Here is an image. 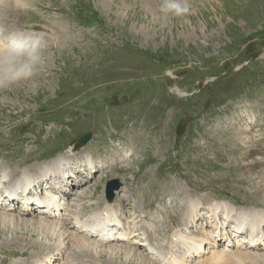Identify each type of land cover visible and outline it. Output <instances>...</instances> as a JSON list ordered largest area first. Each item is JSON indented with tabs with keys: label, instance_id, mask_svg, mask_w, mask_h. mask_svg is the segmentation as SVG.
Wrapping results in <instances>:
<instances>
[{
	"label": "rangeland",
	"instance_id": "374dc122",
	"mask_svg": "<svg viewBox=\"0 0 264 264\" xmlns=\"http://www.w3.org/2000/svg\"><path fill=\"white\" fill-rule=\"evenodd\" d=\"M162 3L0 0V26L42 34L47 44L33 77L0 90V182L6 187L10 179L26 182L39 165L55 180L45 177L24 195L13 186L18 203L5 213L22 211L27 194L36 207L43 195H53L51 184H60L61 220L71 230L78 211L95 217L103 208L100 199L114 207L124 201L122 219L151 231L162 249L178 245L160 229L167 210L180 211L189 199L203 200L201 207L225 202L251 211L249 217L264 214V0H188L190 11L180 16L161 12ZM86 132L92 137L81 146L78 138ZM155 191L175 197L165 196V205L150 202ZM39 209H31L25 221L45 216ZM150 212L154 216L146 217ZM205 217L209 229L210 223H220L222 237H214L228 238L225 248L249 249L243 248L242 236L231 233L239 227L233 216L215 211ZM44 229L38 223L0 227V264H34L42 258L51 264L47 258L57 248L52 246V253L45 248L54 239ZM67 236L62 241L74 255ZM134 238L92 243L98 251L78 255L71 264L82 257L102 264H161L143 235ZM260 238L264 244V235ZM235 241L239 244L231 247ZM41 245L44 250L37 252ZM254 251L231 254L223 264H264V250ZM195 256L183 258L184 264H194L189 259ZM58 257L52 258L55 264H68L66 254Z\"/></svg>",
	"mask_w": 264,
	"mask_h": 264
},
{
	"label": "bare ground",
	"instance_id": "6f19581e",
	"mask_svg": "<svg viewBox=\"0 0 264 264\" xmlns=\"http://www.w3.org/2000/svg\"><path fill=\"white\" fill-rule=\"evenodd\" d=\"M49 163L50 162H48V164ZM57 163L59 162L58 161L55 163L53 162V165ZM39 170L42 172H38ZM55 170H52V174L57 175ZM26 172L29 173V171H26ZM33 173L34 174L30 175L31 177L28 178V181L26 182H23V178H19L17 183L16 181L13 182L14 180L10 179V181H8V184L10 183L11 187H6L8 186L7 184H3L2 181L0 182V187L4 188L3 192L0 191L1 192L0 202L3 199L6 200L5 202L0 203V209L1 210L4 209V212L0 213V227H3L4 229L7 227L16 228L17 226H19V227H24L26 229L27 227H30V226H32L33 228V226H35V223H38L39 228H42V229L45 228L44 230H46L47 237H49V240L54 239L53 244L48 243V246L45 248H47L48 252L51 250L52 246L57 248L56 254L47 258L49 262H51V264H55L54 263L55 260L52 258L57 257V260L59 261L60 259L58 258H61V257H58V256H61V255L63 256L64 254L68 256V258L66 259L67 260L66 263L68 264H71V261L73 260H76V263H77L78 255L91 256L92 250L94 249L98 251V248L90 247V245L92 243L100 245L99 243L102 242V240L100 239L101 240L100 241L98 238V236H100L99 233H102V236L104 238L103 241H107V240H109L108 242L117 241L118 243L126 242L127 239L128 240L131 239L134 242L136 240L134 238L136 235H143L146 241L145 244L148 246L149 249H152V252L154 253V255H156V260H158L159 263L161 264H184L185 259L183 258H189L190 256H193V255L195 256V254H196L195 258L189 259V260H194V264H223L225 260L228 259L231 254L236 255L237 257V255L243 254L245 253V251H248V250H252V251L264 250V244H257L258 243L257 241L260 242L261 240L260 236L262 237L264 235V226H263L264 214L258 213L257 211V215H253L252 217H249V213L251 211L247 209H243V208H238V209L235 207L233 208L225 202H218L217 204H212L209 201V202H206L205 206L201 207L203 200L195 201V200L189 199L187 200V203H183L179 205V206H182L183 208L182 210L180 211L175 210L174 212H170L169 210H167V213H166L167 220L164 222L162 228H160L161 230H163V234L160 229L159 231L165 238H169V239L171 238L173 243L177 241L178 245L176 248H173L170 246V247H164L163 249L161 248L162 246L159 247L158 244L155 243V240H154V237L151 231L149 230L145 231L143 230V228H140L136 225H132L134 221L128 222L122 219V218H125L124 216L127 211V206L125 205L124 201H120V203H117L118 205L114 207L111 203L109 202L105 203L104 199H100L102 201L101 203L103 204L102 205L103 208L102 210L97 211V214L95 217L88 216L84 211H78L77 213L74 214L75 216L74 219L78 221L77 223H75L76 230H71V228L69 227L68 221L61 220V217L64 213L63 214L61 213L62 207L59 204V201L57 199L58 196L61 195L59 194V192L61 191H59V188L57 187L60 184L50 185V192H52L53 195H43V198L47 201L46 207H42L41 205H37L35 207V205H33L35 203H33V201L31 200L33 199V197L28 196L29 194H27L26 196H23L22 198L23 200L25 199L24 203L27 204V205L23 204L26 206L22 207L23 208L22 211H20L18 214L16 213L17 215L5 213L6 210H9V208L15 204V202L16 204L18 203L17 201H15L16 199V197H14L15 189L12 188L13 186H15L16 188L20 187L21 189L20 191L24 192L23 193L24 195L26 194L25 189H31L32 187L36 185V182L38 185H40L41 182L45 180V177H50L51 183L54 180L52 178V175H50L51 173L49 171V168H47V166H43V165L36 166V169H34ZM87 176L89 175L87 174ZM74 184H78V183L74 182ZM47 192H48V189H46L44 193L46 194ZM4 193L7 195H5ZM175 193L177 194V190H175ZM161 194L158 191H155L152 197L153 200H151L150 202L157 201L158 199L161 205H165V202H164L165 196L171 195L175 197L173 194H170V193L161 197ZM85 195L86 194L79 195L78 200L85 199ZM178 195H180V192H178ZM184 197L185 196H182L180 197V199H183ZM60 200L62 199L60 198ZM36 203H39V202L36 201ZM193 203L194 205L192 206ZM61 204L65 205V202L62 201ZM94 205H92V207H95ZM172 206L173 207L178 206L177 202H174ZM38 208H40L39 209L41 210L40 212L44 211L46 215L42 216L43 218L41 217L37 221L26 220V221H29V224H27L24 216H27L30 213H32L30 211L31 209H33L35 212V211H38ZM206 209H208V211H206ZM104 210L106 211L104 212ZM205 211H206V214L214 213L215 211H220L224 214L231 215L236 220V225H238L239 227H244L247 230L249 229V234L247 235L246 238L243 239V242L241 243L242 245H245L243 248H249V249L245 251H242V250L231 251L230 249L227 248L230 246L228 244L229 243L228 238H223L217 241L215 237H218V238L222 237V231L218 230L220 223L219 224L215 223L212 225L213 223L212 222L210 223V229L206 227L208 223L206 221L207 218L205 217L206 214L204 215ZM152 216H154V213L152 212L146 215V217H152ZM237 221L240 222V225L239 223H237ZM193 223L197 226L198 228L197 230L190 228L191 227L190 225ZM81 224H83L84 226H82ZM79 226H82L84 228L78 229ZM5 232L6 231L2 233H5ZM67 233H70L71 237L69 236L65 237V241L68 240L69 242L72 243V246L75 247L74 249H72V252H74V255H72L69 251L67 252L66 250L67 243L62 241V238ZM215 233H216V236L214 237ZM231 233L233 234L235 233V231L232 230ZM44 236H46V233L44 234ZM248 238L249 240H247ZM7 242L8 243L5 245H8V247L9 245L13 246L11 245L9 241ZM220 242L225 243L223 244V248H220V249L213 248L217 246L216 243L219 244ZM235 244L238 245L239 243L235 241L231 247H234ZM253 244H257V245H253ZM112 245L114 246V244ZM113 246L109 245L110 250L114 254L116 250L113 248ZM224 246H227L226 247L227 249ZM40 248L41 249L37 250V252L44 250L42 245L40 246ZM77 249H80L82 251H79V250L77 251ZM130 250H132V248L127 247V249L125 250V253L129 255ZM257 251H254V252H257ZM201 252L203 253L207 252L210 254L206 258L198 259L197 254H200ZM49 253H52V252H49ZM255 257L257 259H260L258 255L256 256V255L251 254V258H255ZM139 258L140 257H138V259ZM80 259H84V261L79 264H102V263H98L96 259L94 258L90 259L92 260L91 262H87V260L89 259L88 257H82ZM245 259L246 258L244 257V261H247ZM241 260L243 259L241 258ZM263 261H264V258H263ZM34 264H44L43 258L40 261L35 262ZM243 264H247V263H243ZM249 264H253V263H249Z\"/></svg>",
	"mask_w": 264,
	"mask_h": 264
},
{
	"label": "clouds",
	"instance_id": "9594fccd",
	"mask_svg": "<svg viewBox=\"0 0 264 264\" xmlns=\"http://www.w3.org/2000/svg\"><path fill=\"white\" fill-rule=\"evenodd\" d=\"M161 12L176 16L190 11L188 0H163ZM47 47L42 34L8 30L0 26V90L34 76Z\"/></svg>",
	"mask_w": 264,
	"mask_h": 264
},
{
	"label": "water",
	"instance_id": "95a60500",
	"mask_svg": "<svg viewBox=\"0 0 264 264\" xmlns=\"http://www.w3.org/2000/svg\"><path fill=\"white\" fill-rule=\"evenodd\" d=\"M92 137V133L91 132H86V133H83L82 135L79 136L78 138V144H80L81 146L87 144L89 142V140L91 139ZM118 181L114 180L112 182L109 183V192L112 196V192H113V189L115 187V185H117Z\"/></svg>",
	"mask_w": 264,
	"mask_h": 264
}]
</instances>
